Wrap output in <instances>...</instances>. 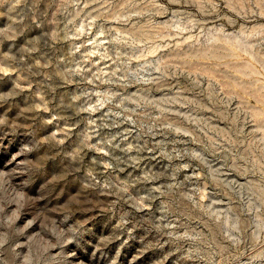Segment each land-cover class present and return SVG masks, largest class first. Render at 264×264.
<instances>
[{"label":"rangeland","instance_id":"obj_1","mask_svg":"<svg viewBox=\"0 0 264 264\" xmlns=\"http://www.w3.org/2000/svg\"><path fill=\"white\" fill-rule=\"evenodd\" d=\"M0 264H264V0H0Z\"/></svg>","mask_w":264,"mask_h":264}]
</instances>
